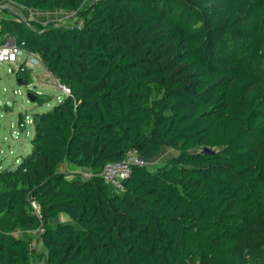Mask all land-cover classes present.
I'll return each mask as SVG.
<instances>
[{"label": "trees", "instance_id": "obj_1", "mask_svg": "<svg viewBox=\"0 0 264 264\" xmlns=\"http://www.w3.org/2000/svg\"><path fill=\"white\" fill-rule=\"evenodd\" d=\"M9 1L81 22L0 17L71 89L0 165V264L33 263L17 230H40L38 264H264V0ZM165 146L177 155L134 165L123 189L101 175ZM62 212L74 223L51 226Z\"/></svg>", "mask_w": 264, "mask_h": 264}, {"label": "rangeland", "instance_id": "obj_2", "mask_svg": "<svg viewBox=\"0 0 264 264\" xmlns=\"http://www.w3.org/2000/svg\"><path fill=\"white\" fill-rule=\"evenodd\" d=\"M8 12L15 13L27 20L38 21L42 25H69L81 22L77 12L58 10H27L13 1L6 2L0 5V14ZM16 63L0 62V165L2 167L19 163L22 155H26L31 150V138L34 133L32 121H28L25 126H20L21 116L26 114L32 118L34 111H44L52 107L60 101L66 94L57 86L50 82V76L43 63L37 64L31 69V79L29 83L20 84L16 72L11 69L15 68ZM37 71V72H36ZM36 72V73H35ZM40 72V76L39 73ZM16 90V93L14 92ZM32 93L35 97L45 96L46 100L42 105L38 101L31 100L28 96ZM8 105L10 109H4V105ZM178 151L171 147H163L161 153L150 161V169L156 170L158 167L174 155ZM73 167L71 163L63 162L61 169H68L70 172L78 171L81 176L87 177L91 174L88 168H68ZM76 169V170H75ZM72 222V218L67 213H59L50 220V225L55 226L58 223ZM17 234L23 235L31 244L34 251V261L32 264H38V257H35L37 252H45L46 248L39 238L40 230H31L28 232H20Z\"/></svg>", "mask_w": 264, "mask_h": 264}, {"label": "built area", "instance_id": "obj_3", "mask_svg": "<svg viewBox=\"0 0 264 264\" xmlns=\"http://www.w3.org/2000/svg\"><path fill=\"white\" fill-rule=\"evenodd\" d=\"M0 62L16 63L17 66L11 69L12 72H16V75L18 72L31 71L37 64L43 63L38 54L25 46V41H18L11 34L0 37ZM48 75L52 84L57 85L66 95L70 94L71 89L67 84L61 82L50 71H48ZM14 92L16 93V90ZM29 120L32 121V118L26 114L24 119L20 120V126H25ZM134 165L149 166L150 161L142 157L136 149H132L127 152L122 160L106 163L101 175L107 183L112 184L117 189H123V181L130 175ZM33 204L37 212H40L37 203L34 202Z\"/></svg>", "mask_w": 264, "mask_h": 264}, {"label": "water", "instance_id": "obj_4", "mask_svg": "<svg viewBox=\"0 0 264 264\" xmlns=\"http://www.w3.org/2000/svg\"><path fill=\"white\" fill-rule=\"evenodd\" d=\"M18 82H19L20 84H25V83H27L26 80H24V79H22V78H18ZM28 96L30 97L31 100H35V99H36V97H35L32 93H29ZM204 151H205V152H208V153H213V152H215V150H213V149H211V148H209V147H205V148H204Z\"/></svg>", "mask_w": 264, "mask_h": 264}, {"label": "crops", "instance_id": "obj_5", "mask_svg": "<svg viewBox=\"0 0 264 264\" xmlns=\"http://www.w3.org/2000/svg\"><path fill=\"white\" fill-rule=\"evenodd\" d=\"M13 13L11 12H8V13H5V14H0V17L2 16V15H12ZM15 14V13H14ZM24 19H26V18H24ZM2 35L0 34V37H1ZM43 66L45 67V65L43 64ZM46 68V67H45ZM47 69V68H46ZM48 71V70H47ZM37 72V71H36ZM35 72V73H36ZM33 72H31V74H32ZM39 74V76H40V72L38 73ZM18 77V76H17ZM71 168V167H70Z\"/></svg>", "mask_w": 264, "mask_h": 264}]
</instances>
